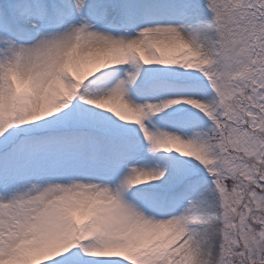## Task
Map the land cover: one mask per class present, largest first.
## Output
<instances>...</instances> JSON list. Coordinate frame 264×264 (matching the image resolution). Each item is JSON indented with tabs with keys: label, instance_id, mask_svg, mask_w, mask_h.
I'll return each instance as SVG.
<instances>
[{
	"label": "snow or ice",
	"instance_id": "obj_1",
	"mask_svg": "<svg viewBox=\"0 0 264 264\" xmlns=\"http://www.w3.org/2000/svg\"><path fill=\"white\" fill-rule=\"evenodd\" d=\"M0 264H264V0H0Z\"/></svg>",
	"mask_w": 264,
	"mask_h": 264
}]
</instances>
